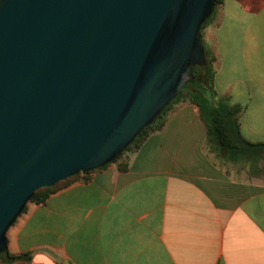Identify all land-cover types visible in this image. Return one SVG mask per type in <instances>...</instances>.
Wrapping results in <instances>:
<instances>
[{
	"label": "crops",
	"instance_id": "crops-1",
	"mask_svg": "<svg viewBox=\"0 0 264 264\" xmlns=\"http://www.w3.org/2000/svg\"><path fill=\"white\" fill-rule=\"evenodd\" d=\"M202 40L207 96L242 106L241 137L264 143V0H222ZM6 242L22 258L0 264H264V153L210 142L186 99L137 148L29 202Z\"/></svg>",
	"mask_w": 264,
	"mask_h": 264
},
{
	"label": "water",
	"instance_id": "water-1",
	"mask_svg": "<svg viewBox=\"0 0 264 264\" xmlns=\"http://www.w3.org/2000/svg\"><path fill=\"white\" fill-rule=\"evenodd\" d=\"M214 0H0V253L36 191L124 152L203 63Z\"/></svg>",
	"mask_w": 264,
	"mask_h": 264
},
{
	"label": "trees",
	"instance_id": "trees-1",
	"mask_svg": "<svg viewBox=\"0 0 264 264\" xmlns=\"http://www.w3.org/2000/svg\"><path fill=\"white\" fill-rule=\"evenodd\" d=\"M221 3L222 0H214L213 13L200 30V41L204 51L203 63L192 68L191 78L185 82L184 86L182 87L179 94L175 97V99L166 107V109L157 118V120L151 123L132 142V144L124 152L119 154L112 162L116 161L125 152L137 148L148 136L149 133L154 132L156 130H160L163 127L165 117L168 111L172 108V106L176 103L190 98L185 95L187 86L192 87L194 90V94L192 93L193 95L191 96L190 100L199 106L200 116L207 127L210 142L215 143L222 150L236 157L245 155L249 156L251 154L256 157L257 155L264 153V143H250L244 140L240 135L239 119L242 112L244 111V108L238 104H228L227 97H220L219 99H215V96L213 94L207 96V89L211 88L213 77L215 74L214 63L216 59L215 56H213L205 47L202 40V31L207 26L209 21L214 17L216 10L221 5ZM199 70H203V83L198 81V76L200 75L199 73H201ZM200 97L205 100L204 104L200 102ZM88 173L89 172L79 173L51 187L40 189L35 192L29 202H44L50 194L55 193L56 191L68 186L70 183L77 180L81 175H86ZM0 258L5 263H11L21 259L22 256H11L8 254L7 249H5L3 252L0 253Z\"/></svg>",
	"mask_w": 264,
	"mask_h": 264
},
{
	"label": "rangeland",
	"instance_id": "rangeland-1",
	"mask_svg": "<svg viewBox=\"0 0 264 264\" xmlns=\"http://www.w3.org/2000/svg\"><path fill=\"white\" fill-rule=\"evenodd\" d=\"M210 22V21H209ZM201 73H199L200 75L198 76V81H200L201 83H203V79H202V73H203V70H199ZM235 89V92H239V93H242V97L244 98L246 95H245V93L244 92H241V90L243 89V88H234ZM243 91V90H242ZM194 94V90H193V88L192 87H190V86H187L186 87V91H185V95L186 96H188V97H190V98H188V99H191V96ZM191 94V95H190ZM190 95V96H189ZM199 100H200V102L202 103V104H204L205 103V100L203 99V98H199Z\"/></svg>",
	"mask_w": 264,
	"mask_h": 264
}]
</instances>
